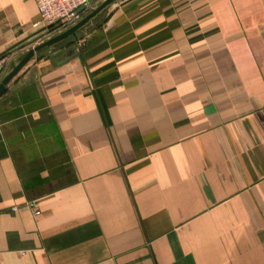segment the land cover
Segmentation results:
<instances>
[{"label":"crops","instance_id":"crops-1","mask_svg":"<svg viewBox=\"0 0 264 264\" xmlns=\"http://www.w3.org/2000/svg\"><path fill=\"white\" fill-rule=\"evenodd\" d=\"M38 19L0 0V52ZM64 47L0 97V264H264V0H127Z\"/></svg>","mask_w":264,"mask_h":264},{"label":"water","instance_id":"water-1","mask_svg":"<svg viewBox=\"0 0 264 264\" xmlns=\"http://www.w3.org/2000/svg\"><path fill=\"white\" fill-rule=\"evenodd\" d=\"M127 0H103L100 4L95 6L90 12L84 15L78 22L69 28L57 32L51 37L47 38L40 44L29 48L25 52L14 57L3 76L0 78V97L4 94L7 86L11 81L33 60L36 59L37 54L43 50L53 52L63 46L61 56L66 59L72 54H76L75 43L78 41V33L91 25L98 17L105 15L108 10L116 5H121ZM72 53V54H71ZM65 61V60H64ZM64 61H61L63 63Z\"/></svg>","mask_w":264,"mask_h":264},{"label":"built area","instance_id":"built-area-1","mask_svg":"<svg viewBox=\"0 0 264 264\" xmlns=\"http://www.w3.org/2000/svg\"><path fill=\"white\" fill-rule=\"evenodd\" d=\"M39 19L32 28L39 34L48 36L65 30L78 22L84 15L90 12L97 0H34ZM12 56L0 52V78L5 73ZM33 215H39L32 203L28 204Z\"/></svg>","mask_w":264,"mask_h":264},{"label":"rangeland","instance_id":"rangeland-1","mask_svg":"<svg viewBox=\"0 0 264 264\" xmlns=\"http://www.w3.org/2000/svg\"><path fill=\"white\" fill-rule=\"evenodd\" d=\"M103 0H97V3H96V6L98 5V4H100L101 2H102ZM103 17V15L101 16V17H98L91 25H89L86 29L87 30H90L94 25H95V23H97V22H99V20L101 19ZM86 29H84V30H86ZM44 51V50H43Z\"/></svg>","mask_w":264,"mask_h":264}]
</instances>
